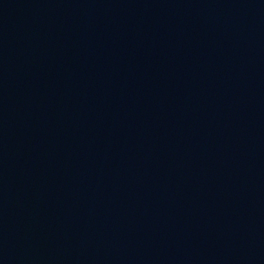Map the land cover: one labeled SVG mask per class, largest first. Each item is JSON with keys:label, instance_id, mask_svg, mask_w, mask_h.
<instances>
[{"label": "water", "instance_id": "95a60500", "mask_svg": "<svg viewBox=\"0 0 264 264\" xmlns=\"http://www.w3.org/2000/svg\"><path fill=\"white\" fill-rule=\"evenodd\" d=\"M0 264H264V0H0Z\"/></svg>", "mask_w": 264, "mask_h": 264}]
</instances>
